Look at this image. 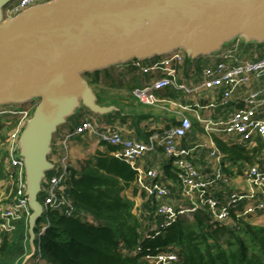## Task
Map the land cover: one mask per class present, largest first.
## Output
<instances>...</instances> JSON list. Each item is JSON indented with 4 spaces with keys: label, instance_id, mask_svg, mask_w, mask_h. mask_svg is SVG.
<instances>
[{
    "label": "built area",
    "instance_id": "built-area-1",
    "mask_svg": "<svg viewBox=\"0 0 264 264\" xmlns=\"http://www.w3.org/2000/svg\"><path fill=\"white\" fill-rule=\"evenodd\" d=\"M46 1L49 0H12L5 7V18ZM240 43L235 42L234 45L225 46L212 54L218 60L203 66V80L195 87L179 80L181 67L188 59L182 50L166 54L148 65L136 60L133 64L143 73H152L154 79L150 85L133 90L139 101L145 104L156 105L159 99L155 92L173 86L187 93L220 88V105L235 104L237 107L227 113L226 119L214 120L198 115L197 118L209 137V143L194 147L181 145L192 130L191 118L183 113L176 124L153 132L146 140L128 138L117 126L101 124L94 118L80 120L78 125L65 129L58 142L55 137L53 139L50 160L54 164V174L47 176L42 183L43 215L55 209H64L65 213H71L73 202L69 189L72 185L73 169H76L72 159L71 141L75 137L89 134L98 143L113 146L115 149L112 154L130 163L137 171L134 185L140 194L154 198L156 213L165 216L166 225L180 216L193 218L200 210L210 213V222L214 225H228L236 229L245 224L261 225L264 222L260 220L264 216V168L258 163L228 159L214 138V135L226 134L231 145H241L250 150L256 147L264 149V83L253 87V79L264 78V53L256 49L252 55L243 56L240 54ZM37 103L34 100L24 105L0 108V117H13L11 120L9 117L0 118L1 122L9 123L13 120L17 124L3 144L6 148L3 154L5 176L0 178V186L4 188V196L0 198V247L2 235L13 232L19 221L28 223L32 213L26 194L25 158L20 153L19 141ZM174 104L183 110L194 109L193 106L179 102ZM16 119L18 120L15 121ZM55 144L60 145L56 154ZM202 146L209 148L208 160L199 163L195 158ZM158 150L171 160V170L176 178H170V183L163 178L167 174L161 168L146 169L140 163L147 153ZM236 176L241 179L240 182H236ZM49 225L50 220L47 217V221L40 224L38 232L35 231V239L39 243ZM42 260L41 250L36 247L33 256L25 264H42ZM146 260L147 264H173L179 261L174 250L147 255Z\"/></svg>",
    "mask_w": 264,
    "mask_h": 264
},
{
    "label": "water",
    "instance_id": "water-1",
    "mask_svg": "<svg viewBox=\"0 0 264 264\" xmlns=\"http://www.w3.org/2000/svg\"><path fill=\"white\" fill-rule=\"evenodd\" d=\"M0 0V107L38 100L20 135L31 251L55 133L78 108L105 115L84 74L182 50L188 58L241 40L264 43V0H49L6 19Z\"/></svg>",
    "mask_w": 264,
    "mask_h": 264
},
{
    "label": "trees",
    "instance_id": "trees-1",
    "mask_svg": "<svg viewBox=\"0 0 264 264\" xmlns=\"http://www.w3.org/2000/svg\"><path fill=\"white\" fill-rule=\"evenodd\" d=\"M243 45L246 50L252 47ZM102 72L105 71L87 73L86 78L98 102L115 105L119 108L116 114L121 116L124 111L120 101L111 99L104 88L98 90L103 85ZM112 79L117 86L116 78ZM136 116L146 117L140 113ZM6 122H0V140H5L8 130L15 125L14 121ZM218 144L232 161H252L258 153L264 166V149L254 148L251 156V151L241 145L229 146L220 140ZM100 146L102 149H97L81 170L73 169L69 189L71 213L55 209L43 215L49 218L50 225L38 248H49L54 264H147V255L167 250L178 255L179 261L173 264H264L263 225L245 224L240 229L214 225L210 213L203 210L193 218L180 216L166 225L165 216L156 213L154 198L146 195L142 206L134 212V200L127 197L126 190L134 186L137 171L112 154L113 146L104 143ZM3 153L0 147V157ZM3 162L0 178L5 176ZM164 167L167 175L176 178L170 162ZM43 219H39V225ZM30 251L28 223L19 221L13 232L2 235L0 264H20Z\"/></svg>",
    "mask_w": 264,
    "mask_h": 264
},
{
    "label": "crops",
    "instance_id": "crops-1",
    "mask_svg": "<svg viewBox=\"0 0 264 264\" xmlns=\"http://www.w3.org/2000/svg\"><path fill=\"white\" fill-rule=\"evenodd\" d=\"M235 42L240 43L241 41L237 42V40H236L234 42L228 43L226 46H228L230 44L234 45ZM243 44H245L247 46L249 45L248 43L243 42V41L240 43V46L242 47V51L240 54L243 56L247 57L249 55H252L256 49L263 51L262 54L264 53V43H262L261 45H260V43H250L252 47L251 48L249 47L247 50ZM163 56L164 55L154 56L152 58L145 59L141 62L143 65H148V64H151L152 61L161 59V57H163ZM216 60H218V58H214L211 55L202 56V57L195 58V59L188 58L186 63L181 67L179 80L181 82L186 83L188 86H191V87H195L196 85H199L203 80V75H202L203 66L212 62V61H216ZM135 61L136 60H132L128 63L123 64V65H120V66L115 65V66L110 67L109 69L103 70V71H105V72L107 71V72L106 73L102 72V74H101L102 84L105 85L104 82L108 83V80L105 78H106V76L109 75L108 77H110L111 79L115 78V76H119L120 80L121 79L123 80L122 82L119 80L118 81L115 80L116 83L120 85V87H124L123 85H128L132 79H136L137 77H139V79H140V83H141L140 87H142L144 85H150L154 80L152 73H143L139 67H137L136 65L133 64ZM114 67H116L117 70H114ZM116 71H119V72H116ZM123 73H124V75L122 76ZM147 74H151V78L149 80H146V78H145V75H147ZM263 83H264V78L253 79V87L260 86ZM111 84H113V83H111ZM136 87H138V86H136ZM136 87H133L132 89L128 88V94H129L128 98L130 99V101L128 99V107H129L130 103L131 104L133 103L135 105L140 104L142 106L143 105H150L153 108L151 110H144L143 107H141V106L138 108L137 107H135V108L129 107L128 108V129H126V127H125L126 124H122V126L113 125V126H117L119 129H121L122 133L128 138L146 140V139H148V137L153 132L158 131V130L163 129V128H168V127L176 124L178 122V118L183 113V115H186V116L191 118L192 130L188 133L187 137L183 139V141L181 142V145L188 146V147H194L197 144L209 143V141H208L209 137H207V134L205 133V127L198 120L197 116L201 114L204 117L212 118L214 120L226 119L227 113L229 111H232L233 109H235L237 107V105H235V104H232L229 106L220 105V102H219L220 101V94L222 92L220 88L216 89V90H201L199 92L187 93V92L182 91V90H177L172 86V87H168L166 89L160 90V91H156L155 94H156L157 98L159 99V101L157 102L156 105H151V104H145V103L139 101V99L133 93V90ZM132 99H134V102L131 101ZM174 102H179V103H182L184 105L193 106L194 109L183 110L180 107L176 106L174 104ZM118 109L119 108H117L116 111H113L109 114H105L102 116H105L107 119L108 116H111L112 114L113 115L116 114ZM138 113L144 114V115H146V117L139 119L136 116V114H138ZM93 114H95V113H93ZM124 115L125 114L123 113L119 117H123ZM97 116H99V114H97ZM124 117H127V115ZM95 119L97 120V118H95ZM104 121H106V120H104ZM104 121L103 122L98 121V122L101 124H105V123L110 124V123H107ZM79 122H80V120H79ZM70 126H72V124H69L67 127H65V129L66 130L69 129ZM86 135H89V134H84L82 136H78L75 138H79V139L82 138L83 139ZM214 138H215V141H216L217 146L219 148H220V146L218 144L219 140L223 141L224 143H226L229 146H233L228 142V140L230 138L226 134L214 135ZM101 147L102 146H98L97 148L102 149ZM245 149H247V148H245ZM247 150L249 151L250 149H247ZM253 150L254 149L250 150L251 156L253 155L252 154ZM208 153H209V148L202 146L200 148L199 152L197 153V156L195 159L199 163H200V161L202 163H204L205 161L208 160ZM84 154L85 153H78V149L75 147H72V155H73L72 159L73 160H74V157H82ZM253 156L254 157H253L252 161H248V163L260 164L259 154L257 153L256 155H253ZM169 162L171 164V160L168 159L167 157H165L163 154H161V150L147 153L142 158V160L140 161L141 165L146 169L151 168V167H159L164 172H165L164 166L169 164ZM261 167L264 168L263 165H261ZM165 174H166V172H165ZM173 177L174 176L171 177L169 175H165L163 178H165V181L170 183V178H173ZM235 180H236V182L241 181V179L237 176L235 177ZM135 188L137 189L136 193H134ZM126 195H127V197L136 201V205H138V207L142 206L144 196H143V194L139 193L138 188L135 185L131 186L129 189L126 190ZM46 264H51V263L48 262Z\"/></svg>",
    "mask_w": 264,
    "mask_h": 264
},
{
    "label": "rangeland",
    "instance_id": "rangeland-1",
    "mask_svg": "<svg viewBox=\"0 0 264 264\" xmlns=\"http://www.w3.org/2000/svg\"><path fill=\"white\" fill-rule=\"evenodd\" d=\"M261 52V51H260ZM124 63L122 64H117L118 66L120 65H123ZM116 65V66H117ZM112 70V69H111ZM114 70H117L116 67H114ZM107 72V71H106ZM105 72V73H106ZM109 72V71H108ZM116 72H119V71H116ZM125 73V72H124ZM124 73L122 74V76L124 75ZM87 74V73H86ZM86 74H84L85 76H87ZM116 74V73H115ZM117 75V74H116ZM126 75V74H125ZM109 76V75H108ZM106 76L105 79L108 80V83L107 82H104L105 85H100L98 86V90L104 88V90L107 91V95L111 97V99H117L120 101V104H121V107L123 108V111H124V116L127 115V117H119L117 114H112L111 116H108V120L106 119L105 116H102V115H99L97 116V114H93L92 112H90L89 110H87L85 107H82V108H78L76 114L72 117H70L68 119V122L64 125H62V127H60V130L57 131V133H55L54 137L56 139V141L58 142L59 139L61 138V135L63 133V131L65 130V127H67L69 124H72L75 125V121H79V120H87L89 118H97V120L99 122H107V123H110L111 125H117V126H122V124H126L125 127L126 129H128V108L129 107H132V108H135V107H143L144 110H151L153 107L150 106V105H135V104H131L129 105L128 107V88L132 89L133 87H140L141 83H140V79L139 77H137L136 79H132L131 82H129L128 85H123L124 87H120V86H115L111 83H114V79L112 80L110 77ZM115 80L116 81H123L122 79L120 80L119 76H115ZM145 78L146 80H149L151 78V74H147L145 75ZM97 95V94H96ZM38 101V100H37ZM130 101V99H129ZM131 101L134 102V99H132ZM3 107V106H2ZM1 108V107H0ZM142 109V108H141ZM9 117V118H8ZM76 117L75 119L77 120H74L72 121V119ZM2 119H13L12 116H9V115H1ZM18 119H16L15 121H17ZM13 121V120H12ZM1 122V120H0ZM15 126H17V124H15L10 130H8L7 132V137L5 139H7L9 136H10V133L11 131H13V129L15 128ZM70 126V128L72 127ZM5 140H0V147L3 151H5V148L6 146H4L3 144H5ZM100 146V143L97 142V140L93 137V136H90V135H86L83 139H79V138H73L72 141H71V153H72V147H75L78 149V153H85L82 157H74V160H73V163H74V166L76 167V170H81V167L85 164V162L87 161V159L91 158L97 151V147ZM60 149V145L59 144H55L54 145V154L58 153ZM4 154V153H3ZM73 157V155H72ZM2 158H5V156H1L0 157V163L4 161V159L2 160ZM4 163V162H3ZM52 174H54V171H48L47 173V176H51ZM4 188L0 186V198H2L4 195H3V190ZM39 201L43 204L44 203V197H43V194L39 196ZM138 209V205H136V201H134V212H136ZM44 217L43 221L42 222H45L47 221V218L45 216H42ZM261 221L264 220V216L262 218H260ZM261 225L264 226V222L261 223ZM40 228V225L37 224V227H36V232H38ZM157 228V227H156ZM155 228V229H156ZM147 233V232H146ZM35 246L36 247H39V241L38 239L36 238L35 239ZM39 253V250H37V254ZM41 254H42V264H46L48 262H50L51 264H54L51 260V257H50V250L49 248H47L46 246H43L42 249H41Z\"/></svg>",
    "mask_w": 264,
    "mask_h": 264
}]
</instances>
